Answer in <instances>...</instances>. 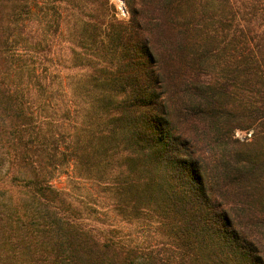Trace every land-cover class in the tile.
<instances>
[{
	"label": "trees",
	"instance_id": "16d2710c",
	"mask_svg": "<svg viewBox=\"0 0 264 264\" xmlns=\"http://www.w3.org/2000/svg\"><path fill=\"white\" fill-rule=\"evenodd\" d=\"M121 1L0 0V264H264V0Z\"/></svg>",
	"mask_w": 264,
	"mask_h": 264
},
{
	"label": "rangeland",
	"instance_id": "374dc122",
	"mask_svg": "<svg viewBox=\"0 0 264 264\" xmlns=\"http://www.w3.org/2000/svg\"><path fill=\"white\" fill-rule=\"evenodd\" d=\"M112 1H114V2L116 3L117 9L119 10L120 15H121L122 17H124L125 14H126V12H125V10H124V8H123V3H122V1H121V0H112ZM235 135H236L238 138H241V139H242L243 137H245V136H249L247 133L242 132V131H237ZM64 180H65L64 177H62V178H60V179H57V181L55 182V184L58 185V186H62V185H64Z\"/></svg>",
	"mask_w": 264,
	"mask_h": 264
}]
</instances>
